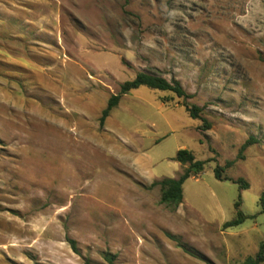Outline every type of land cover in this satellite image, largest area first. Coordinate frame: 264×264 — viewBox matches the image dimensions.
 Listing matches in <instances>:
<instances>
[{
  "label": "rangeland",
  "instance_id": "obj_1",
  "mask_svg": "<svg viewBox=\"0 0 264 264\" xmlns=\"http://www.w3.org/2000/svg\"><path fill=\"white\" fill-rule=\"evenodd\" d=\"M141 72L191 98L141 87L101 126ZM182 149L205 166L173 209ZM262 192L264 0H0V264H244Z\"/></svg>",
  "mask_w": 264,
  "mask_h": 264
},
{
  "label": "trees",
  "instance_id": "obj_2",
  "mask_svg": "<svg viewBox=\"0 0 264 264\" xmlns=\"http://www.w3.org/2000/svg\"><path fill=\"white\" fill-rule=\"evenodd\" d=\"M141 87H148L150 89L158 90L161 92H171L178 98H183V99L191 98V96L184 90V88L178 81L173 80L172 82H169L158 75L141 72L136 75L134 80L123 83L120 87L119 94L110 97L107 106L103 110L102 116L100 118L101 126L104 125L105 121L109 118L111 112L118 107L120 100L124 95H127L133 90H137ZM184 106L192 118L201 119V112H202L201 108L197 106L190 107L187 104H185ZM203 122L204 124L206 123V121L204 120ZM205 126L208 127V125ZM250 145H251V140H248L242 146L241 152L247 149ZM175 160L179 162L181 165L183 166L189 165V167L186 168L185 171L177 179L166 178L152 184V186L154 187L157 186L160 187L162 193L161 202L163 204L172 207L173 209H176L183 203L184 183L192 176L200 175L204 171V166H205V162L197 161L193 153L186 149L179 150L177 152ZM232 164L233 162L228 163L229 166H231ZM215 177L217 180L220 181L228 180L222 177V169L220 167H218L215 170ZM232 181L236 184H239L240 189L242 190L249 188V183H247L243 179L232 180ZM259 203L262 208V213H264V192H262L260 196ZM240 207H241V200L239 199L235 203L237 216L232 221L225 223L224 225L225 229L238 226L244 222L246 217L240 210ZM70 243L75 249V243L73 241H71ZM263 262H264V243L261 245L259 253L256 256V258L254 259L249 258L244 264H262Z\"/></svg>",
  "mask_w": 264,
  "mask_h": 264
},
{
  "label": "crops",
  "instance_id": "obj_3",
  "mask_svg": "<svg viewBox=\"0 0 264 264\" xmlns=\"http://www.w3.org/2000/svg\"><path fill=\"white\" fill-rule=\"evenodd\" d=\"M183 166V165H182ZM184 167V166H183ZM177 179V178H176Z\"/></svg>",
  "mask_w": 264,
  "mask_h": 264
}]
</instances>
